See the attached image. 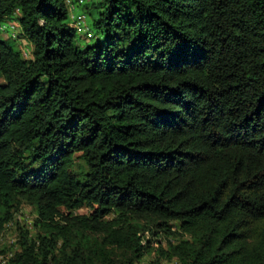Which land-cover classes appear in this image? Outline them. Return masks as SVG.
Masks as SVG:
<instances>
[{
	"label": "trees",
	"instance_id": "1",
	"mask_svg": "<svg viewBox=\"0 0 264 264\" xmlns=\"http://www.w3.org/2000/svg\"><path fill=\"white\" fill-rule=\"evenodd\" d=\"M5 21L0 237L36 213L12 264H264V0H0Z\"/></svg>",
	"mask_w": 264,
	"mask_h": 264
},
{
	"label": "rangeland",
	"instance_id": "2",
	"mask_svg": "<svg viewBox=\"0 0 264 264\" xmlns=\"http://www.w3.org/2000/svg\"><path fill=\"white\" fill-rule=\"evenodd\" d=\"M78 14H85L86 18L82 21V26H80V34L76 36L80 44H84L85 36V27L87 26L89 32L94 33L95 29L91 24V18L88 14L84 13L83 9L79 6H75L73 9H70L69 12V22L74 23V18ZM74 15V16H73ZM73 16V17H72ZM78 25V24H77ZM6 27L7 30H0V37L7 39L11 36H17L19 31L18 24L15 21H5L1 27ZM19 44V45H18ZM17 46L25 53L30 50V45L22 38H18ZM1 81V79H0ZM89 211L87 207H81L79 209H74L72 212L75 214H86ZM36 216L35 210L32 206L23 204L18 212L14 214L13 220L6 227L3 235L0 238V249L3 254H8L9 252H14L16 250V243L14 240L17 237L16 226L17 223L22 225L24 228L28 229L31 235H34L35 228L33 226L34 218ZM156 257L154 252L146 253L140 260H137V264H151V261ZM168 259L164 258L162 264H165Z\"/></svg>",
	"mask_w": 264,
	"mask_h": 264
},
{
	"label": "built area",
	"instance_id": "3",
	"mask_svg": "<svg viewBox=\"0 0 264 264\" xmlns=\"http://www.w3.org/2000/svg\"><path fill=\"white\" fill-rule=\"evenodd\" d=\"M9 224H7L8 226ZM3 235V234H2ZM1 238V237H0ZM17 241V237L16 239L14 240V242L16 243ZM16 245V249L18 247L17 244ZM14 255V252H9L8 254H3V252L0 253V264H12L11 263V258L12 256ZM133 264H137L136 262H134ZM165 264H182V262L178 259V258H169Z\"/></svg>",
	"mask_w": 264,
	"mask_h": 264
}]
</instances>
